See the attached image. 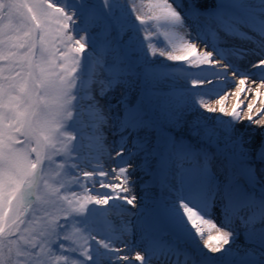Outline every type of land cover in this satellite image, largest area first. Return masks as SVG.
I'll list each match as a JSON object with an SVG mask.
<instances>
[{
    "label": "snow or ice",
    "instance_id": "1",
    "mask_svg": "<svg viewBox=\"0 0 264 264\" xmlns=\"http://www.w3.org/2000/svg\"><path fill=\"white\" fill-rule=\"evenodd\" d=\"M229 71L261 96L264 0H0V264H264V107L224 106Z\"/></svg>",
    "mask_w": 264,
    "mask_h": 264
},
{
    "label": "bare ground",
    "instance_id": "2",
    "mask_svg": "<svg viewBox=\"0 0 264 264\" xmlns=\"http://www.w3.org/2000/svg\"><path fill=\"white\" fill-rule=\"evenodd\" d=\"M138 23V22H137ZM151 31L153 32H157L159 31L161 33V35L159 36H156L154 37L157 41H163V36H162V33L164 31L163 28H160V29H156L154 26L153 28L151 29ZM196 44H197V47L199 50L203 51L205 49L204 46L202 44H200V41L199 40H196L195 41ZM158 46L161 47V46H166V42H164L163 44L161 43H158ZM250 59H253V58H250ZM222 63H227V61H223ZM245 66L244 62H241L240 63V67L243 68ZM242 77L238 74L237 76L233 77L231 75V71H229L228 73V79L229 80H234L235 81V84H232V83H228L227 84V93H226V99H225V107L231 111L232 108L234 106L237 105V103L241 104L242 107H243V114H246V111H247V104L248 103H253L255 104V107L256 108H262L264 107V87H260V92H261V96L260 97H256L255 94H254V90L260 86V81L259 80H256L255 83H253V77H249L247 80H246V84L244 86H241L239 85V79H241ZM240 87H245L246 89H251L253 91H247L246 93H240L239 95V100H237V93H239V89ZM210 103H212L214 106H217L219 107V105H216L215 104V100H211ZM208 115H213V114H208ZM215 115H219V113L215 114ZM225 120L227 119H230L229 117H224ZM248 121H244L243 124L239 125V127L243 128L245 124H247ZM254 128L257 129V133H259V131H261V129L259 128V126H256V125H253ZM180 134L181 136H185L187 135V128H180L178 130H176L174 132V134ZM111 137H113L111 135V133H108V141L109 143H111L113 140L117 139V137H115L113 140H109ZM127 154V150H125V156ZM112 156L115 157V150H113L112 152ZM104 164H105V167L110 171L111 169V165L110 162L108 161L107 158L104 159ZM134 163H136V161H134ZM141 173L137 172L136 173V177L132 178L134 180L138 179L140 177ZM111 177L112 179H108L107 177L105 178L108 182H111V183H118L119 180L118 179H114L111 175L109 176ZM142 183V180H140ZM138 185H139V182L137 183V187H136V190L138 189ZM96 191H99V192H104L106 191L105 189H102L99 187V185H96V188L95 190L93 191V194H95ZM126 195V194H125ZM90 207H94V206H90ZM109 209H111V211L109 212L108 216H107V221L109 222L107 227L110 228V230L113 232L114 235H120V229L122 227V224L123 222H126V221H134L132 220L134 217H130L128 216L126 213L122 212L120 209H117V208H112V202H110V204L107 206ZM130 211L131 209L128 208ZM136 211V210H134ZM133 211V212H134ZM135 219V218H134ZM215 222L219 225L220 224V217L218 216V214L216 215L215 217ZM69 227V230L70 229V225H68ZM215 233H213L214 235ZM137 236H133L132 239H133V242H135L137 240ZM238 243L240 244H243L244 243V236L241 235L240 237V240L238 241ZM142 246V247H141ZM143 248V244L140 245V247L137 248V250H142ZM138 264V262H137Z\"/></svg>",
    "mask_w": 264,
    "mask_h": 264
},
{
    "label": "rangeland",
    "instance_id": "3",
    "mask_svg": "<svg viewBox=\"0 0 264 264\" xmlns=\"http://www.w3.org/2000/svg\"><path fill=\"white\" fill-rule=\"evenodd\" d=\"M54 2H57V0H54ZM140 2V0H137V3H139ZM154 42H158L155 38H154ZM159 47V46H158ZM107 131V130H106ZM110 133V132H109ZM185 136H187V135H185ZM115 137H111L109 140H113ZM109 142V141H108ZM60 159H62V158H60V157H58L57 158V160L59 161ZM135 176H133L132 178H134ZM108 179L110 178V179H112L111 177H107ZM71 190H73V191H80V190H75V189H71ZM71 229V228H70Z\"/></svg>",
    "mask_w": 264,
    "mask_h": 264
}]
</instances>
